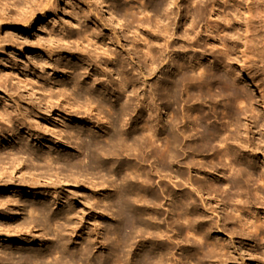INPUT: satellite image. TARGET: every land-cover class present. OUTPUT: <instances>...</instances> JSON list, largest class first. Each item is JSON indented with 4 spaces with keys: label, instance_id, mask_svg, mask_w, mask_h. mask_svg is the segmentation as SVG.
<instances>
[{
    "label": "rangeland",
    "instance_id": "obj_1",
    "mask_svg": "<svg viewBox=\"0 0 264 264\" xmlns=\"http://www.w3.org/2000/svg\"><path fill=\"white\" fill-rule=\"evenodd\" d=\"M188 1L0 0V112L23 126L7 132L0 118L3 261L138 264L141 253L161 264H264V235L252 228L264 219L259 34L244 33L247 0ZM167 44L172 54L143 63L146 47ZM104 48L116 63L82 72ZM213 180L223 182L201 191ZM130 215L140 225L116 242L112 228ZM46 248L57 252L28 258Z\"/></svg>",
    "mask_w": 264,
    "mask_h": 264
},
{
    "label": "bare ground",
    "instance_id": "obj_2",
    "mask_svg": "<svg viewBox=\"0 0 264 264\" xmlns=\"http://www.w3.org/2000/svg\"><path fill=\"white\" fill-rule=\"evenodd\" d=\"M52 1V0H51ZM54 1V0H53ZM170 1V0H169ZM225 1H227V0H225ZM171 2H173V4L174 3H176L177 4V6H179L178 5V3L176 2V0H171ZM194 2H197L196 0H189L187 3H188V5L189 4H191V3H194ZM161 5V2L160 1H156V2H154V3H148L146 6H144L143 4L142 5H140L138 8H137V10L134 12V13H145L146 12V9L147 10H150V11H154L155 9H157L159 6ZM109 12V11H108ZM170 12H173V9L172 8H170ZM216 13H218V11H216ZM110 14V13H109ZM166 16V18L168 17V13H166L165 14ZM220 15H221V13H220ZM189 17L187 18V22H185V24L186 25H190L191 27H192V23H193V21H192V12H190L189 13V15H188ZM108 18H110L111 20H112V18H111V16L110 15H108L107 16ZM253 21H255L256 23H257V25H253ZM243 28H244V33H246L247 32V30L248 29H250L249 30V32H251V36L253 35V31H256V33H258L259 34V36L257 37V40H258V42H259V50H258V57L259 58H264V0H247V3H246V7H245V16H244V24H243ZM167 26H165V30H164V32L165 33H167ZM173 34V33H172ZM169 36V35H168ZM84 37L85 38H87L88 37V35H84ZM162 38H163V36H162ZM243 38H244V41H243V45H242V56H241V58H242V61L246 64V58H247V53L245 54L244 53V49H245V47L247 48L248 47V45L251 43L250 42V37L249 36H246L245 34H244V36H243ZM168 43V41L167 40H165V43ZM164 43V44H165ZM168 44L166 45V47H164L163 48V50H153L152 48H150L149 46L148 47H146L145 48V50L144 51H142V54H143V63L145 62V59H148L149 60V63H152L153 62V60L155 59V57H161V56H163V54H164V52L166 51V52H168V51H170L171 52V54L173 53V51L172 50H166V48H168ZM53 53V52H52ZM99 53L102 55V56H100L99 57V54L96 56V57H93V56H89L88 55V58L83 62L85 65H83V71L82 72H88V68H89V66H91L92 67V69L93 70H95L96 72H99L98 70H100V72H105L104 70H103V68H102V66H101V64L100 63H105V65L107 64V63H116V54L113 52V51H110V50H108L107 48H104L103 50H101V51H99ZM127 53V52H126ZM170 54V55H171ZM166 56V55H165ZM101 57H103V59H101ZM123 60V59H122ZM99 61H100V63H99ZM132 61H133V59H132ZM141 61V60H140ZM123 62V61H122ZM121 62V63H122ZM136 63V62H135ZM138 63V62H137ZM93 64H95V66H93ZM128 64H131V63H129V61H128ZM180 64V66H179V68H182V66H181V63H179ZM148 65V63H145V66H147ZM67 66L69 69H71L73 66L72 65H51L50 66V68L51 69H53V70H57V71H65V67ZM135 66V65H134ZM133 66V67H134ZM138 66V65H137ZM90 67V68H91ZM143 67V66H142ZM136 68V67H135ZM138 68V67H137ZM151 70H153L154 71V66L153 67H149ZM184 68V67H183ZM199 68V67H198ZM133 69V68H132ZM139 69H142V68H139ZM134 70V69H133ZM137 70V69H136ZM137 72H141V71H139V70H137ZM122 85H124V83L123 84H121L120 83V88L121 87H123ZM61 88H62V86H61ZM257 88H259V85L257 84ZM259 90L261 91V93L259 94V95H261V100H262V103L264 104V87L263 88H259ZM64 91H65V89L64 88H62V89H57V91H56V96H58V95H60L61 93H62V95L64 94ZM259 91V92H260ZM263 92V93H262ZM88 101H87V105H90L91 103H93L94 104V106H93V104H91L90 105V107H91V109H94V108H96V106H97V104L98 103H101L100 102V100H98L97 98H95V97H92V96H89V98L87 99ZM44 102H46V103H49L50 102V99L49 98H47V100H44ZM88 103H90V104H88ZM0 118L2 119V120H4L5 122H6V131L7 132H11V133H16L17 131H19L21 128H23V126H21V125H16L15 124V122L14 121H11V118H10V115H8L7 113H5V112H0ZM13 124L14 125H16V126H13ZM112 126V125H111ZM204 130V129H203ZM207 130V132H208V130L209 129H206ZM205 130V131H206ZM214 130V129H213ZM212 131V130H211ZM210 131V132H211ZM0 132L2 133V135L4 134L3 133V130H0ZM24 133L28 136V137H32L33 139H35V140H38L39 142H41L43 145H46V144H48V143H46V142H44L43 141V139L42 140H39V138H37L36 136H34L32 133H31V129H30V127H27V129L24 131ZM209 133V132H208ZM212 134V132L210 133V135ZM150 136L148 137V139H150L149 141L152 143V141H151V137H153L154 136V133L153 134H149ZM213 135V134H212ZM105 140L107 141V144L108 143H112V141H113V133H111V132H107V134H106V136H105ZM212 140H214V138H212ZM87 144H89V140H87ZM97 146H99V145H97ZM158 150H159V154L161 155V154H163L165 151H167V145H165V148L163 147V148H160V147H158ZM50 158V157H49ZM77 159H79V158H77ZM75 161L76 162V160L75 159H72L71 160V162L72 161ZM80 160V159H79ZM78 160V161H79ZM81 162V161H80ZM77 164V163H76ZM79 164V163H78ZM226 170H230V168H229V166H228V168L226 169ZM227 177V176H226ZM231 179H230V177L229 178H226V179H224V183H226V182H228V181H230ZM223 182V181H222ZM222 182H218V181H215V180H213V181H211L208 185L209 186H207V184L206 183H203L202 182V184H199V186L201 187V191L202 190H205V189H207V188H209V187H212V188H214V187H216V186H219ZM207 190H205V192H206ZM25 192V191H24ZM27 192V191H26ZM117 192V191H116ZM30 194V193H29ZM110 195V194H109ZM106 196V195H105ZM122 196L120 195V197H119V199L117 200V202H118V207L120 208L121 207V204H122ZM121 199V200H120ZM204 199V198H203ZM120 200V201H119ZM261 203L260 204H262L263 202L262 201H260ZM202 204H203V208L206 210L208 207H207V204H209V203H206V201H202L201 202ZM32 210H30V211H32V212H34L36 209L35 208H31ZM38 210V209H37ZM36 210V211H37ZM212 211V210H211ZM39 213H40V211H39ZM2 214H4V213H2ZM157 214V213H156ZM158 216V215H157ZM156 215H155V217H157ZM247 220L248 219H245V221L247 222ZM140 223H141V221H140V219L137 217V216H135V215H130L129 217H128V220L126 221V223L124 222V224H122L121 225V223H118L116 226L117 227H114V228H112V233L114 234V239H115V241L116 242H122L123 240V237H125L126 236V234L123 232V229L125 228V227H128L130 230L131 229H133V228H135L136 226H138V225H140ZM253 225V232H256V233H260L262 236L264 235V219H262L260 216H257L256 218H255V220L253 221V223H252ZM74 230V229H73ZM125 234V235H124ZM90 238V237H89ZM94 237H92V239H93ZM11 240H13V238L11 239ZM89 239H87V241H88ZM262 241H264V239H261ZM89 243V242H88ZM85 244H86V242H85ZM84 244V246H83V248L80 246V249H81V251H86V250H88L89 249V244H87V245H85ZM220 244V243H219ZM96 245H97V243H96ZM102 245V244H101ZM221 245V244H220ZM90 246H91V244H90ZM55 252H57V250H55V248H46V249H44V251H42V253L40 254V255H38L37 253H35V254H33L32 256L31 255H28V258L31 260V261H33V262H36L37 263V261L39 260V261H43L44 260V258H47L49 255H52V254H54ZM118 253H119V251L116 249V251H115V253H114V255H115V260L117 261V259H118ZM5 254V253H4ZM4 256V255H3ZM163 255H161V256H159L158 255V257H153V256H150V255H147V254H141V253H137V256H136V262L138 263V264H161L162 263V261H161V257H162ZM7 257L11 260V262H10V264H16V262L15 261H13L12 260V255L10 254V255H7ZM2 254H1V252H0V264H9L8 262H6V261H3L2 259ZM56 258V257H55Z\"/></svg>",
    "mask_w": 264,
    "mask_h": 264
}]
</instances>
